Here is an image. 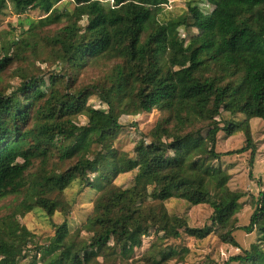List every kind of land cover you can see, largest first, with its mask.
<instances>
[{"label":"trees","instance_id":"obj_1","mask_svg":"<svg viewBox=\"0 0 264 264\" xmlns=\"http://www.w3.org/2000/svg\"><path fill=\"white\" fill-rule=\"evenodd\" d=\"M9 2L19 17L0 38V199H24L0 218V264H24L35 235L19 218L35 209L67 216L64 196L75 181L95 192L88 218L73 231L53 224L29 264H126L151 230L144 264L182 260L186 250L161 246L182 235L237 247V230L258 241L225 264H264V191L251 196L248 226H238L246 196L230 189L216 152L219 134L241 135L245 146L233 153L255 159L250 120L264 122V0H209L208 14L189 3L173 40L172 21L160 20L168 0H0V16ZM29 9L56 22L21 19ZM98 60L104 74L93 69ZM114 90L124 94L116 106ZM90 92L106 111L88 104ZM155 111L160 117L132 152L118 150L120 119ZM34 163L39 171L28 174ZM128 174L127 187L116 184ZM147 179L150 189L140 190ZM169 200L207 206L209 223L190 228L168 213Z\"/></svg>","mask_w":264,"mask_h":264},{"label":"rangeland","instance_id":"obj_2","mask_svg":"<svg viewBox=\"0 0 264 264\" xmlns=\"http://www.w3.org/2000/svg\"><path fill=\"white\" fill-rule=\"evenodd\" d=\"M208 1L209 0H168L166 6H163L164 8L160 20L163 22L172 21V27L169 30L172 40L175 38L174 23L181 22V20L184 19L188 4H196L205 14H208L213 10ZM20 16L21 19L29 17L34 21L43 20L48 24H54L57 19L56 16L47 13L43 14L37 9H29ZM18 17L19 16L15 13L9 2L8 7L0 16V38L1 34L4 32H8L11 28L17 27ZM18 32L19 30L17 28L15 34H18ZM188 36V33L184 32V34L181 35V38L187 40ZM95 63L93 69L97 70L98 73L104 74L106 69L103 62L98 60L97 62L95 61ZM54 68L56 70V67ZM8 83H10V81L6 80V84ZM3 85L7 86L5 84ZM11 89L12 88H6L8 91H11ZM123 95L124 94L121 90H114L111 92L110 97L113 106L120 103ZM86 101L89 105H92L98 110L106 111L107 109L105 105H102L99 102L93 92H90L86 96ZM159 117V111H155L150 115L142 114L135 117H122L120 119V124L123 128L120 130L117 139L115 140L116 148L131 153L134 144L140 136L147 134ZM76 123L82 128L86 127L85 125L87 124V121L85 118H79L76 120ZM250 128L254 146L256 148L253 165H250L249 163L251 151H247L243 154L233 153L245 146V139L243 136L236 135L231 138H226L221 133L218 135L216 144V152L222 155L219 164H221V166L231 175L229 182L230 189L232 191L241 192L246 196L241 200L242 202L239 203L240 211L236 216L238 219V226L240 227L248 226L252 216L253 210L251 209V196H257L258 193L264 191V122L251 119ZM85 134L86 129L81 130L79 132V138L83 139ZM231 153L232 155L225 156L226 154ZM52 161L47 168L52 166ZM36 164L38 163H34L32 170H29L28 174L37 173L39 171L40 166H36ZM63 168H65V165ZM132 178L133 174L120 176L116 180V184L121 187H127ZM150 183L151 182L148 179L138 181V188L140 190L150 189L148 186ZM94 196V191L83 189L82 184L79 181H75V183L66 190L64 196L65 200L71 206V210L67 216L57 213L53 218L49 219L44 212L35 209L20 217L19 223L35 235L33 240L34 245L28 246L32 252L28 249V256L24 261V264H29L31 261L29 256L34 255L33 250L35 246L47 245L48 239L54 235V229L52 228L53 224L58 226L65 221L68 225L69 231H73V229L80 227L86 221L92 210ZM23 199L24 194L17 196L12 195L5 199H0V218L7 216L15 206L22 202ZM165 208L170 215L185 218L190 228H200L205 226L206 223H209L210 210L207 206L190 207L184 202L169 200L166 202ZM233 236L237 247L222 244L214 235H210L202 241H195L182 235L179 240H169L161 244V246L162 248L170 246L177 252V254H181L183 249L187 251V253L183 255L182 260L172 257L167 264H225L229 258L241 255L243 250H249L250 247L255 245L258 241V236L255 232L247 235L243 230H237ZM154 240V230H151L149 237H143L142 248L137 251L134 257L126 264H144L140 260L142 259L143 254L151 248ZM262 248L264 249V245H262ZM158 260L159 258H156V261Z\"/></svg>","mask_w":264,"mask_h":264}]
</instances>
